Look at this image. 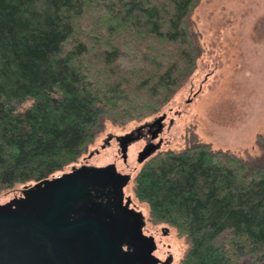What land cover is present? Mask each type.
Instances as JSON below:
<instances>
[{
    "label": "trees",
    "instance_id": "1",
    "mask_svg": "<svg viewBox=\"0 0 264 264\" xmlns=\"http://www.w3.org/2000/svg\"><path fill=\"white\" fill-rule=\"evenodd\" d=\"M201 1L0 0V193L78 162L108 123L162 111L197 67ZM134 194L188 239L180 264H264V167L208 144L163 150Z\"/></svg>",
    "mask_w": 264,
    "mask_h": 264
},
{
    "label": "rangeland",
    "instance_id": "2",
    "mask_svg": "<svg viewBox=\"0 0 264 264\" xmlns=\"http://www.w3.org/2000/svg\"><path fill=\"white\" fill-rule=\"evenodd\" d=\"M86 17L92 20L91 10ZM187 26L199 54L191 78L158 114L125 126L108 123L107 131L89 151L62 171L87 161L94 165L116 163L119 170L131 173L126 192L147 215L148 232L158 235L163 253L174 255V264H180L186 255L188 239L180 237L173 227L151 222L147 205L134 194L135 176L144 164L137 160L144 147L142 138L131 144L125 163L115 139L101 148L107 134H126L166 114V122L172 117L174 125L165 132V144L156 154L208 144L213 151H224L250 165L264 167V0H202ZM95 149L100 152L89 158ZM23 186L0 193V202L20 194ZM163 227L170 229L169 235H164Z\"/></svg>",
    "mask_w": 264,
    "mask_h": 264
},
{
    "label": "water",
    "instance_id": "3",
    "mask_svg": "<svg viewBox=\"0 0 264 264\" xmlns=\"http://www.w3.org/2000/svg\"><path fill=\"white\" fill-rule=\"evenodd\" d=\"M166 114L155 117L122 135L108 133L101 148L115 139L124 160L131 144L155 127L153 139L164 127ZM162 142H147L138 154L144 163L161 149ZM92 150L88 157L99 153ZM132 177L117 165L82 164L34 184L24 185L22 195L0 202V264H72L73 234H127L124 264H161L153 256L155 243L144 233L146 215L130 208L125 188ZM126 198V202H125ZM164 234L170 229L163 227ZM115 255L111 253V263ZM169 264V261L164 262Z\"/></svg>",
    "mask_w": 264,
    "mask_h": 264
},
{
    "label": "flooded vegetation",
    "instance_id": "4",
    "mask_svg": "<svg viewBox=\"0 0 264 264\" xmlns=\"http://www.w3.org/2000/svg\"><path fill=\"white\" fill-rule=\"evenodd\" d=\"M166 119H167V117H166ZM166 119L164 120V127H163L162 132L159 135H157V137L155 139H153V133H154L155 127H148V129H145V134L143 135L142 140H140V141L144 142V146L147 144V142H155V143L162 142L161 146H163L165 144L164 134L167 130H170L174 125V118L171 117L170 121L168 123L166 122ZM118 147H119V143H118ZM118 152L121 153L120 148H119ZM121 155H122V153H121ZM128 156H129V151H128ZM122 158H123V161L125 163L128 162L129 157L127 158L126 161L124 160L123 155H122ZM150 158H148L147 160H149ZM86 162L82 163V164H89L88 162L87 163ZM109 164H111V163H109ZM109 164L97 165V166H107ZM89 165H94V164H89ZM117 168H118V166H117ZM118 171L123 173V174H130L132 177L131 173L122 172L121 170H119V168H118ZM131 181H132V179H131ZM131 181H130V183H131ZM128 186L125 188V197L130 196L126 192V189L128 188ZM20 195H22V189L20 190V194L15 195L14 197L20 196ZM125 202H126V198H125ZM130 208L143 211L140 208H138V206L134 202L133 198H132V202L130 204ZM143 213H144V211H143ZM146 222L147 223H146V226L144 228V233L149 238H152L154 243H155V249L152 252L153 256H155L157 259L161 260V262H163L161 264H165L164 262H166V261H169V264H174V262H175L174 261L175 260L174 255L172 253H168L166 255L163 253L162 247L160 245V239L158 238V235L148 232L149 220H148L147 215H146ZM169 233H170V231L164 235H169ZM73 235H74V239H73L74 256H73V263L72 264H124L123 257L121 255V253H123L124 251H128V245H127V243L122 244V241L126 242L127 234L124 235L123 239L121 237L119 238L118 234H73ZM111 253L118 254V255H115L114 261L112 263H111V258H110Z\"/></svg>",
    "mask_w": 264,
    "mask_h": 264
}]
</instances>
